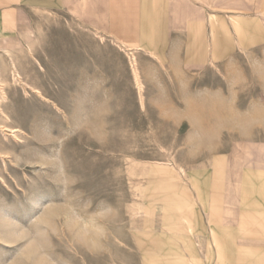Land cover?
<instances>
[{
	"label": "rangeland",
	"instance_id": "1",
	"mask_svg": "<svg viewBox=\"0 0 264 264\" xmlns=\"http://www.w3.org/2000/svg\"><path fill=\"white\" fill-rule=\"evenodd\" d=\"M87 3L34 12L11 43L0 38V264H134L143 204L171 202L190 169L263 139L233 117L264 127V39L196 67L126 47L141 103Z\"/></svg>",
	"mask_w": 264,
	"mask_h": 264
},
{
	"label": "crops",
	"instance_id": "2",
	"mask_svg": "<svg viewBox=\"0 0 264 264\" xmlns=\"http://www.w3.org/2000/svg\"><path fill=\"white\" fill-rule=\"evenodd\" d=\"M86 2L102 15L108 37L150 49L160 63L172 56L193 67L217 64L234 41L264 39V0H0V38L11 43L34 12ZM233 118L240 135L263 131V139L190 169L171 202L143 204L131 233L134 264H264V127Z\"/></svg>",
	"mask_w": 264,
	"mask_h": 264
},
{
	"label": "bare ground",
	"instance_id": "3",
	"mask_svg": "<svg viewBox=\"0 0 264 264\" xmlns=\"http://www.w3.org/2000/svg\"><path fill=\"white\" fill-rule=\"evenodd\" d=\"M46 13H50V12H47ZM94 35H96V37H99L100 40H103L104 39V36L99 34V33H96L94 32ZM115 44L118 46V48H120L121 50H123L127 57H128V61H129V65H130V68H131V72H132V75H133V78L135 80V83L137 85V88H138V91H139V95H140V100H141V103L143 102V85L142 83L140 82V68H139V64H138V60H137V57H136V51H133V50H128L126 49V47L116 41H114ZM9 43V42H8ZM138 49H141V47L139 46ZM6 55L10 56L11 55V50L10 48H3L1 49ZM153 55V54H152ZM155 56V55H154ZM12 66L15 68V65H14V60H12ZM16 70V69H15ZM17 73V72H16ZM15 76V73L13 74V77ZM3 84H4V80L1 79L0 77V96L4 97V91H3ZM3 99V98H2ZM224 122V121H223ZM180 168V167H179Z\"/></svg>",
	"mask_w": 264,
	"mask_h": 264
}]
</instances>
